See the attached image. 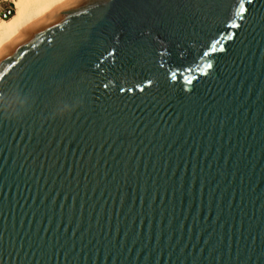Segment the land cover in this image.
I'll list each match as a JSON object with an SVG mask.
<instances>
[{
    "label": "water",
    "instance_id": "95a60500",
    "mask_svg": "<svg viewBox=\"0 0 264 264\" xmlns=\"http://www.w3.org/2000/svg\"><path fill=\"white\" fill-rule=\"evenodd\" d=\"M0 264H264V0H62L1 42Z\"/></svg>",
    "mask_w": 264,
    "mask_h": 264
},
{
    "label": "bare ground",
    "instance_id": "6f19581e",
    "mask_svg": "<svg viewBox=\"0 0 264 264\" xmlns=\"http://www.w3.org/2000/svg\"><path fill=\"white\" fill-rule=\"evenodd\" d=\"M62 0H13L12 13L0 18V43L23 25Z\"/></svg>",
    "mask_w": 264,
    "mask_h": 264
},
{
    "label": "built area",
    "instance_id": "2783aa9c",
    "mask_svg": "<svg viewBox=\"0 0 264 264\" xmlns=\"http://www.w3.org/2000/svg\"><path fill=\"white\" fill-rule=\"evenodd\" d=\"M13 11L10 5H6L0 9V18L4 19L8 17Z\"/></svg>",
    "mask_w": 264,
    "mask_h": 264
},
{
    "label": "snow or ice",
    "instance_id": "6c2138e0",
    "mask_svg": "<svg viewBox=\"0 0 264 264\" xmlns=\"http://www.w3.org/2000/svg\"><path fill=\"white\" fill-rule=\"evenodd\" d=\"M247 2H248V4H251V3L254 2V0H247ZM239 8H240V12L241 13H245L246 8H245V5L244 4H240ZM239 26L240 25H238V24H232L231 25L232 28H238ZM207 54H208L207 52L204 53V55H207ZM209 67H211V65H209ZM173 75H174V78H175V74H173ZM142 91H143V89H142Z\"/></svg>",
    "mask_w": 264,
    "mask_h": 264
},
{
    "label": "rangeland",
    "instance_id": "374dc122",
    "mask_svg": "<svg viewBox=\"0 0 264 264\" xmlns=\"http://www.w3.org/2000/svg\"><path fill=\"white\" fill-rule=\"evenodd\" d=\"M6 5L13 7V0H0V9ZM14 9V8H13ZM13 14V13H12Z\"/></svg>",
    "mask_w": 264,
    "mask_h": 264
}]
</instances>
